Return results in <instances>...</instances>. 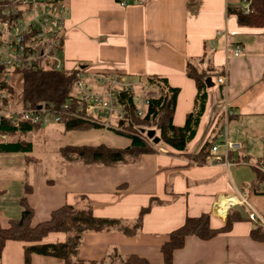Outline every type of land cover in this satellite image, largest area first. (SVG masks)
<instances>
[{
    "label": "crops",
    "instance_id": "1",
    "mask_svg": "<svg viewBox=\"0 0 264 264\" xmlns=\"http://www.w3.org/2000/svg\"><path fill=\"white\" fill-rule=\"evenodd\" d=\"M240 13L241 0H134L125 6L118 0H71L66 67L83 64L102 74L166 79L179 89L173 118L177 126L185 124L197 94L196 82L186 74L188 61L211 57L215 72L226 74L227 81L210 87L205 113L186 153L197 154L221 131L244 144V150L231 156L232 161L243 162L227 166L207 158L200 164L162 143L156 152L144 153L129 164H87L63 158L60 147L124 149L131 139L102 129L65 131L63 124L0 131L1 225L7 227L11 219L20 218L26 185L31 187L27 200L34 209V224L48 220L65 204H78L82 196L95 216L125 221L137 219L142 208L156 199L137 235L87 232L79 257L108 262L117 250L122 258L138 256L149 264H164L161 248L187 217L208 214L211 227L218 229L233 209L247 219L208 240L188 237L175 251L173 264H264V241L251 236L257 221L264 226V194L252 187L256 163L264 156V26L240 24ZM236 46L241 50L238 56ZM17 142L21 143L12 151L2 149L1 144ZM243 195L259 220L249 219L246 207L237 202ZM233 196L237 200L224 211L225 199ZM66 237L50 233L43 243ZM24 246L8 241L1 264H25ZM32 264L64 261L34 254Z\"/></svg>",
    "mask_w": 264,
    "mask_h": 264
},
{
    "label": "trees",
    "instance_id": "2",
    "mask_svg": "<svg viewBox=\"0 0 264 264\" xmlns=\"http://www.w3.org/2000/svg\"><path fill=\"white\" fill-rule=\"evenodd\" d=\"M255 12L250 15L239 14V23L248 26H264V0H253ZM66 38V37H65ZM3 68L0 67V74ZM76 70L62 71H24L20 75L23 80L21 91V105L39 106L43 102H56L58 104L72 101L73 86L76 79ZM186 74L197 85L194 106L187 114L183 126H177L173 122L179 89L170 86L166 79L158 75L140 77L139 80L152 81L155 90L151 92V109L143 118L135 114V108L130 96H123L129 100V112L125 119L119 122L120 131H115L131 139V145L124 149L111 148L106 145L99 146H62L60 154L67 160H75L87 164L120 165L129 164L138 159L144 153L156 152L164 143L172 148L185 152V155L197 163L204 164L208 156L212 154V146L218 140L219 131L208 140L201 150L195 154H187L188 144L195 138L200 121L205 113L210 87L209 83H216L219 75L212 66L211 57L199 60H189ZM13 89L6 81H0V93L10 96ZM8 97L2 99L0 105L8 103ZM65 131L102 129L101 126L81 120L80 118H65L61 123ZM42 128L39 125L14 126L7 116L0 115V131L14 133L16 130L23 132ZM155 130L156 135L149 138L147 132ZM158 137V143L152 140ZM17 143L1 144L2 149L12 151L17 148ZM234 153H230L233 156ZM264 159V156H263ZM255 180L253 190L264 194V171L255 168ZM31 187L26 185L25 194L21 198L22 214L20 218L11 219L7 227L0 223V264L2 254L8 241L24 242L25 264H32V255L38 254L60 258L64 264H149L138 256L122 258L117 250H114L109 261H86L79 257V249L87 232L117 231L125 235H137L143 225V219L154 204L152 199L147 207L142 208L137 219L125 221L117 218L97 217L92 212L90 202L84 196L76 205L65 204L55 209L48 220L34 224V209L29 205L27 195ZM249 218V216H248ZM247 219L240 211L230 210L226 224L218 229L210 225V216L202 214L198 217H187L185 223L171 232L169 240L161 248L164 264H173L174 253L182 249L190 236L203 240L211 239L220 233L228 232L236 221ZM250 219V218H249ZM65 233L66 240L57 243H43L50 233ZM251 236L258 241H264V226L256 222Z\"/></svg>",
    "mask_w": 264,
    "mask_h": 264
},
{
    "label": "built area",
    "instance_id": "3",
    "mask_svg": "<svg viewBox=\"0 0 264 264\" xmlns=\"http://www.w3.org/2000/svg\"><path fill=\"white\" fill-rule=\"evenodd\" d=\"M134 0H118L125 6ZM255 12L253 0H241V14ZM71 13V0H0V67L1 81L9 83L12 74L24 71H62L66 67L64 42L66 24ZM239 46L234 54L240 55ZM72 101L58 104L43 102L39 106L27 104L19 109L6 108L0 115L7 116L14 126L39 125L47 127L61 124L65 118H80L105 129L120 131L119 122L129 112L130 96L135 114L143 118L151 109L150 94L155 90L152 81L136 80L121 73L102 74L91 71L88 65L77 64ZM227 75L217 78L219 84H226ZM2 99L8 96L0 93ZM3 102V101H2ZM4 104V103H3ZM230 114V111L227 112ZM208 158L215 163L239 164L232 161L230 153L244 150L241 141L231 140L227 133L219 132ZM264 171V159L256 163ZM235 197V196H233ZM236 198V197H235ZM237 200V199H236ZM237 202L246 207L251 220L260 217L248 205L243 195ZM221 202L216 203L219 211ZM228 211V210H227Z\"/></svg>",
    "mask_w": 264,
    "mask_h": 264
},
{
    "label": "rangeland",
    "instance_id": "4",
    "mask_svg": "<svg viewBox=\"0 0 264 264\" xmlns=\"http://www.w3.org/2000/svg\"><path fill=\"white\" fill-rule=\"evenodd\" d=\"M129 76V75H128ZM131 77L132 79H136L135 77H132V76H129ZM3 79V75H0V81ZM11 88L13 89V93L8 96V103L7 104H3V102L1 103L0 105V109L2 110H5L6 108H12L14 110L16 109H19L21 108V91H22V86H23V80H22V77L20 74H12L10 76V79H9V83H8ZM7 110V109H6ZM3 111L0 110V114L2 113ZM102 131H105V132H109V133H115V134H118V135H121L111 129H105V128H102ZM124 136V135H122ZM158 137H156L155 139H153L152 141L155 142V143H158L156 141ZM48 147H51V146H48Z\"/></svg>",
    "mask_w": 264,
    "mask_h": 264
},
{
    "label": "water",
    "instance_id": "5",
    "mask_svg": "<svg viewBox=\"0 0 264 264\" xmlns=\"http://www.w3.org/2000/svg\"><path fill=\"white\" fill-rule=\"evenodd\" d=\"M208 86H209V87H212V86H214V83H209ZM147 134H148V137H149V138H153V137H155V135H156V131H155V130H150V131L147 132ZM156 141L159 142L160 139L157 138Z\"/></svg>",
    "mask_w": 264,
    "mask_h": 264
},
{
    "label": "bare ground",
    "instance_id": "6",
    "mask_svg": "<svg viewBox=\"0 0 264 264\" xmlns=\"http://www.w3.org/2000/svg\"><path fill=\"white\" fill-rule=\"evenodd\" d=\"M236 201V198H229V199H225V207H224V211L228 210V206L230 204H232L233 202Z\"/></svg>",
    "mask_w": 264,
    "mask_h": 264
}]
</instances>
